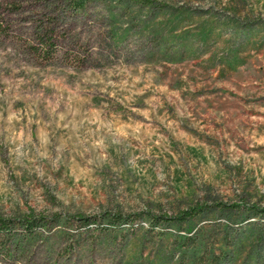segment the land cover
I'll use <instances>...</instances> for the list:
<instances>
[{"label": "rangeland", "instance_id": "374dc122", "mask_svg": "<svg viewBox=\"0 0 264 264\" xmlns=\"http://www.w3.org/2000/svg\"><path fill=\"white\" fill-rule=\"evenodd\" d=\"M252 205L264 0H0V264H264Z\"/></svg>", "mask_w": 264, "mask_h": 264}, {"label": "trees", "instance_id": "16d2710c", "mask_svg": "<svg viewBox=\"0 0 264 264\" xmlns=\"http://www.w3.org/2000/svg\"><path fill=\"white\" fill-rule=\"evenodd\" d=\"M141 6H152L153 3H155V0H131ZM157 6L162 8L165 6L164 3H157ZM42 43V46L38 47L37 52H39L42 55L49 56L52 54V51L54 50V42L51 41L50 39H46V37H41L40 38ZM202 210L200 206H195V207H190L184 210L179 214L178 217H170L167 215H163L161 218L165 219L168 223L171 221H175V219H182L184 221L187 220H192L196 216H198V213ZM249 213L248 215L250 217H255V216H262L264 215V208H260L256 205L250 206L247 210ZM74 219L78 220L81 224V226L85 228L91 227L93 223H95L96 218L91 217V216H84L83 214H76L73 216ZM113 219L116 220H125V219H131L132 215L124 216L120 213L114 214ZM154 218V217H152ZM157 218V217H156ZM46 218L44 216H39V217H34V216H26L24 219L20 220L23 221L26 225V227L30 228L31 224L33 221H40V222H45ZM14 224V219L11 218H2L0 216V235H8L12 232V226Z\"/></svg>", "mask_w": 264, "mask_h": 264}]
</instances>
